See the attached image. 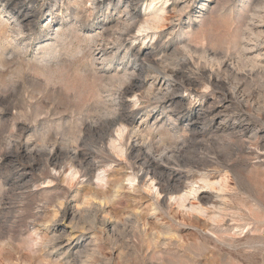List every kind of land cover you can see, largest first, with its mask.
I'll return each mask as SVG.
<instances>
[{
	"label": "rangeland",
	"instance_id": "rangeland-1",
	"mask_svg": "<svg viewBox=\"0 0 264 264\" xmlns=\"http://www.w3.org/2000/svg\"><path fill=\"white\" fill-rule=\"evenodd\" d=\"M142 51L177 70L170 108ZM263 151V0H0V264H264Z\"/></svg>",
	"mask_w": 264,
	"mask_h": 264
},
{
	"label": "bare ground",
	"instance_id": "bare-ground-1",
	"mask_svg": "<svg viewBox=\"0 0 264 264\" xmlns=\"http://www.w3.org/2000/svg\"><path fill=\"white\" fill-rule=\"evenodd\" d=\"M133 1H135V3L136 4H139V3H141V2H145V0H133ZM264 1V0H263ZM155 2V1H154ZM130 3V2H129ZM164 3V2H163ZM133 4V3H132ZM131 4V5H132ZM175 4V3H174ZM100 4H99V2L97 3V6L96 7H98ZM149 8H151L152 10H155V12H153L152 14L151 13H149V10L147 11L148 13V18H146L145 20H144V22H142L141 23V25L139 26V29L137 30V33H146V31L147 30H156L157 28H158V25H160L159 24V22H160V20H162V19H164V20H167V19H165V18H162V16L159 14L160 12H162L163 11V9H160V8H156L155 7V5L153 4V2L152 3H149ZM96 7H95V9H96ZM122 7H123V10H121L122 12H124V11H127L126 12V17L123 19V31H125V33L126 34H124V35H129L131 32H130V27L132 26V23H133V20L136 18L135 17V14L136 13H134V10L130 7V5H128L126 2H125V4H123L122 5ZM257 7H259V6H257ZM135 8V7H134ZM256 8V7H255ZM19 9V8H18ZM23 9V8H22ZM173 10H174V12H176L177 14H178V16L180 17V15H181V13L183 12L184 13V8L183 7H179V9L178 10H176L175 8H173ZM165 11V10H164ZM255 11V10H254ZM258 11V10H257ZM256 11V12H257ZM121 12V13H122ZM119 14V13H118ZM25 17V16H24ZM120 17V16H119ZM118 17V18H119ZM165 17V16H164ZM167 17V16H166ZM144 18H145V16H144ZM143 18V19H144ZM167 18H169V17H167ZM171 19V18H170ZM118 21V20H117ZM118 23V22H117ZM120 25V24H119ZM119 25H118V27H119ZM139 25V24H138ZM21 29V28H20ZM159 29H161V28H159ZM22 30V29H21ZM122 30V29H121ZM20 31V30H19ZM19 31L17 32V33H19ZM134 31V30H133ZM107 33V32H106ZM120 33V32H119ZM108 34V33H107ZM115 34V33H114ZM117 34V33H116ZM123 34V33H122ZM103 35V34H102ZM113 35V34H112ZM145 35V34H144ZM143 35V36H144ZM148 35V34H147ZM116 37V36H115ZM123 37V36H122ZM255 41V40H254ZM122 42V41H121ZM126 42V41H125ZM113 43V42H112ZM119 45V44H118ZM122 45V44H121ZM256 47H257V45H256ZM257 48H259V47H257ZM104 49V48H103ZM106 49V48H105ZM139 49V48H138ZM248 49H251V48H248ZM253 49H254V47H253ZM256 49V48H255ZM153 50V49H152ZM249 51V50H248ZM252 51V50H251ZM103 54V53H102ZM134 54V53H133ZM137 54H139V53H137ZM151 54V53H150ZM153 54V53H152ZM212 54H214V53H212ZM140 55H143V59L141 60L142 62L141 63H144L145 64V67L147 66L149 69H151L152 70V73L154 74V76L151 78V80H149L147 77H143L142 79H143V83L142 84H144L145 82H147L148 80H149V89L150 90H153V91H155V93H156V95H157V97H156V101H155V107H159V108H162V109H166V108H170V104H171V101H170V99H169V92L173 89V86H175L174 85V82H173V80H172V78L173 77H175V75H174V72H177V70H175V69H167V68H162L161 67V62H160V60H156V59H149V55L146 53V52H144V51H142L141 53H140ZM216 55V54H215ZM102 56H104V55H102ZM154 57V56H153ZM162 58H164V57H162ZM185 58V57H184ZM105 59V58H104ZM165 61V60H164ZM185 63V62H184ZM133 64V63H132ZM132 66V65H131ZM162 66H164V65H162ZM139 67H140V64H139ZM125 68V67H124ZM132 70H136V68H138L137 67V65H134L133 64V66H132ZM229 68V67H228ZM140 69V68H139ZM138 70V69H137ZM105 72V71H104ZM131 72V71H130ZM134 72V71H133ZM141 72V71H140ZM124 73V72H123ZM118 74V73H117ZM130 74V73H129ZM152 74V75H153ZM141 76V75H140ZM150 78V77H149ZM186 79V78H185ZM138 80V79H137ZM130 82V81H129ZM176 82V81H175ZM142 84H140L139 86L141 87L142 86ZM194 84V83H193ZM131 85V84H130ZM191 85H192V83H191V81L190 80H188V83L186 84V85H181V86H184L185 88H183L184 90H187V91H190V88H191ZM137 86V85H136ZM139 86H137V87H139ZM132 88V87H131ZM192 88H194V87H192ZM179 89V88H178ZM141 91V90H140ZM146 91V90H145ZM175 91V90H174ZM235 91V90H234ZM179 92H180V90H179ZM171 93V92H170ZM223 93V92H222ZM174 94V93H173ZM177 94V93H176ZM116 95V94H115ZM121 95V94H120ZM184 95V94H183ZM233 95V94H232ZM172 96V95H171ZM125 97V96H124ZM130 99V98H129ZM152 99V98H151ZM224 99V98H223ZM227 101V100H226ZM231 101V100H230ZM121 103V102H120ZM219 105V104H218ZM215 106V105H214ZM225 106V105H224ZM227 106V105H226ZM135 107V106H134ZM173 107V106H172ZM153 111V110H152ZM219 111V110H218ZM155 112V111H154ZM169 112V111H168ZM198 112V111H197ZM163 113V112H162ZM218 113V112H217ZM124 115V114H123ZM215 115H216V113H215ZM221 115H223V113H221ZM238 115V114H237ZM117 117V116H116ZM119 117V116H118ZM118 117H117V119H118ZM159 117V116H158ZM203 117V116H202ZM212 117V116H211ZM233 117V116H232ZM154 118V117H153ZM215 118V117H214ZM226 118H229V116H227ZM238 118V117H237ZM156 119V118H155ZM197 119H199V116H197L196 118H194V119H192L190 122H189V124H195V123H197ZM203 119V118H202ZM206 119V118H205ZM224 119V118H223ZM114 120V119H113ZM117 121V120H116ZM199 121V120H198ZM242 121V120H241ZM240 121V122H241ZM244 121V120H243ZM112 122V121H111ZM203 122V121H202ZM216 122V121H215ZM220 122V121H219ZM218 122V123H219ZM235 122V121H234ZM116 124V123H115ZM114 124V125H115ZM228 124V123H227ZM159 126V125H158ZM189 126V125H188ZM112 127V126H111ZM158 128H161V127H158ZM157 128V129H158ZM215 128V127H214ZM217 128V127H216ZM149 129V128H148ZM163 129V128H162ZM235 129V128H234ZM150 130V129H149ZM194 130V129H193ZM214 130V129H213ZM215 130H217V129H215ZM159 131V130H158ZM231 131V130H230ZM131 132V131H130ZM135 132H137V130L135 131ZM160 132V131H159ZM213 132V131H212ZM220 132V131H219ZM234 132V131H233ZM232 132V133H233ZM235 132H236V130H235ZM129 133V132H128ZM222 134V133H221ZM109 135V134H108ZM107 135V136H108ZM141 136V135H140ZM229 136V135H228ZM178 137V136H177ZM109 138V137H108ZM137 138V137H136ZM124 139V138H123ZM135 139V138H134ZM133 139V140H134ZM140 139H141V137H140ZM196 139V138H195ZM159 140H163V138L161 137ZM111 141V140H110ZM113 141V140H112ZM125 141V140H124ZM194 141V140H193ZM160 142V141H159ZM119 144V143H118ZM118 144H116V145H118ZM130 144V143H129ZM133 145H131V149L133 150V149H137V151H138V149H140L139 148V146L138 145H136V144H134V142L132 143ZM141 144V143H140ZM143 144H144V142H143ZM144 145H146V144H144ZM161 145V144H160ZM164 145V144H163ZM149 146V145H148ZM116 147V146H115ZM145 147V146H144ZM94 148V147H93ZM101 148H102V146H101ZM100 148V149H101ZM104 148V147H103ZM147 148V147H146ZM166 148V147H165ZM91 149V148H90ZM97 149V148H96ZM98 150V149H97ZM130 150V149H129ZM263 150V149H262ZM96 151V150H95ZM94 151V152H95ZM143 151V150H142ZM146 151V150H145ZM153 151V150H152ZM164 151V150H163ZM94 152H92V150H89V152L87 153V155H88V157L91 159V160H95V158L97 157V155H96V153H94ZM166 152V151H165ZM264 152V151H263ZM101 153V152H100ZM105 153H107V152H105ZM129 153V152H128ZM151 153V152H150ZM167 153V152H166ZM132 154V153H131ZM151 155V154H150ZM153 155H155V154H153ZM164 155V154H163ZM160 156V155H159ZM174 156V155H173ZM111 157V156H110ZM148 157V156H147ZM154 157V156H153ZM153 157H149V158H147L140 166H139V168H137L138 170H136L135 172H134V177H136V176H138L139 174L138 173H141V176L139 177V182H142V181H144V178H147L149 175H151L152 174V176L153 177H155L156 175H155V173L153 172V171H155L154 170V167L157 165L156 164V161H155V159L153 158ZM83 158V157H82ZM146 158V157H145ZM54 159V158H53ZM86 159V158H85ZM107 159V158H106ZM158 159V158H157ZM169 159V158H168ZM171 161V160H170ZM107 162V161H106ZM178 162V161H177ZM104 163V162H103ZM139 163V162H138ZM141 163V162H140ZM68 164V163H67ZM99 164V163H98ZM133 164V163H132ZM84 165L86 166V164L84 163ZM96 165V164H95ZM163 165V164H162ZM90 166V165H89ZM107 166V165H106ZM67 167V166H66ZM49 168V167H48ZM85 168V167H84ZM89 167L87 166V168H86V170L89 172ZM157 169V168H156ZM166 169V168H165ZM215 169H217V168H215ZM188 170H190V169H188ZM56 171V170H55ZM206 171H207V169H206ZM217 171V170H216ZM195 172V171H194ZM194 172H185V173H179V172H177V171H175V173H174V171L169 175V177H168V181L169 180H172L173 181V183H174V186H176L177 188H175V187H173V189H174V191L176 192V193H178L179 192V194H180V192L181 191H179V187H180V184L182 185L183 183H184V181L186 182L187 180H190V178L192 177V175L193 174H195ZM118 173V172H117ZM163 173V172H162ZM206 173V172H205ZM218 173H219V171H218ZM203 174H204V172H203ZM196 175V174H195ZM202 175V174H201ZM211 175V174H210ZM131 176V175H130ZM160 176H162V175H160ZM212 176H214V175H212ZM195 177V176H194ZM202 177V176H201ZM149 178V177H148ZM211 178V177H210ZM150 180H151V178H150ZM153 180V179H152ZM160 180H161V178H160ZM160 180H158V181H160ZM195 180V179H194ZM210 180V179H209ZM200 181H202L203 182V184H204V186H208V187H213L214 185H213V183H210L209 181H208V179H207V175H203V177H202V179L200 180ZM189 182H191V183H189V184H193V183H196L195 181H189ZM212 182H213V180H212ZM180 183V184H179ZM122 184V183H121ZM187 183H185V184H183V190H187L186 191V193H185V195H183V196H179L178 197V199H177V201H174V202H176L178 205H180V206H183V204H184V202L187 200V196H189V195H192L193 193H194V188H192L190 185L188 186V185H186ZM111 185V184H110ZM169 185V184H168ZM222 186V185H221ZM172 187V186H171ZM200 187V186H199ZM118 188H122V187H120V186H118ZM116 190V189H115ZM118 190V189H117ZM182 190V191H183ZM213 190V189H212ZM165 191V190H164ZM173 191V190H172ZM197 191V190H196ZM117 192H119V191H117ZM167 193V192H166ZM174 193V192H173ZM175 193V194H176ZM112 195V194H111ZM117 195H118V193H117ZM160 195V194H159ZM162 195V194H161ZM114 195H112V197H113ZM170 196H172V195H170ZM169 196V197H170ZM174 196V195H173ZM111 197V196H110ZM106 198V197H105ZM174 198V197H173ZM203 198V197H202ZM98 199V198H97ZM102 199V198H101ZM190 199V198H189ZM205 199H208L207 197L205 198ZM158 200V199H157ZM210 200V199H209ZM159 201V200H158ZM187 202V201H186ZM209 201H206V200H203V199H201V201H199L198 203H200L199 205H200V207H197L195 210H197V211H201V207L202 206H204V205H206V204H209L208 203ZM212 203V202H211ZM185 205V204H184ZM192 205V204H191ZM194 205V204H193ZM198 206V205H197ZM183 207H185V206H183ZM99 209V208H98ZM194 211V210H193ZM204 211V210H203ZM75 213V212H74ZM69 236V235H68ZM80 236V235H79ZM70 237V236H69ZM58 239V238H57ZM76 242V241H75ZM56 243V242H55ZM77 243V242H76ZM77 245V244H76ZM70 247V246H69ZM66 248V247H65ZM81 250V249H80ZM84 255V254H83ZM85 258V257H84Z\"/></svg>",
	"mask_w": 264,
	"mask_h": 264
}]
</instances>
